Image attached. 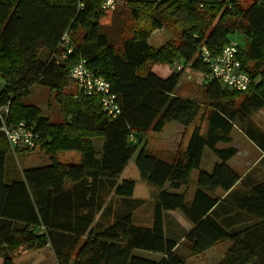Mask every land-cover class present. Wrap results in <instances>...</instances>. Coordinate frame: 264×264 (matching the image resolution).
<instances>
[{"label":"trees","instance_id":"obj_1","mask_svg":"<svg viewBox=\"0 0 264 264\" xmlns=\"http://www.w3.org/2000/svg\"><path fill=\"white\" fill-rule=\"evenodd\" d=\"M118 2L117 13L103 10L102 0H0V107L7 105L8 123L22 122L36 136L35 149H12L0 131L2 264H14L20 251L44 247L53 264H185L174 252L177 243L164 236L167 211H177L191 225L181 242L189 257L227 242L218 264H264V181L237 204L255 224L229 233L210 215L223 193L241 181L227 164L237 153L230 146L232 129L264 152V129L252 120L264 109V0ZM155 31L174 39L152 47ZM63 34L70 53L61 47ZM234 35L247 40L245 49L238 44L251 79L244 92L221 88L199 57L203 47L216 56ZM80 61L110 85L120 109L115 118L103 112L99 97L84 95L71 80L70 70ZM186 65L204 76L198 100L175 93ZM151 66L169 73L159 76ZM34 85L49 90L59 121L24 102ZM70 86L73 93L66 92ZM200 116L205 130L194 125L186 145L180 142L174 152L159 157L144 141L148 132L160 133L170 123L186 130ZM207 149L217 160L209 173L201 170ZM36 150L49 164L25 168L5 182L8 156ZM70 151L79 154L77 164L57 160L58 153ZM136 152L138 180L152 188L150 227L133 224L143 201L133 198L135 180L120 179ZM193 171L195 190L186 203L178 191ZM134 250L164 257L147 260Z\"/></svg>","mask_w":264,"mask_h":264},{"label":"rangeland","instance_id":"obj_2","mask_svg":"<svg viewBox=\"0 0 264 264\" xmlns=\"http://www.w3.org/2000/svg\"><path fill=\"white\" fill-rule=\"evenodd\" d=\"M117 13L121 12L122 7L120 2L117 3L116 8L114 9ZM118 19L117 24L114 25V29H117L118 25L121 24V18ZM171 39H174L173 35L170 33H167L165 31L155 33L152 35L150 39V46L152 47H159L160 45H163L164 43L170 41ZM234 39L237 40L239 46L243 49L246 48L247 40H245L244 37L241 35H234ZM47 51L42 50L39 54V58L44 61L46 57ZM153 71L158 74L159 76H167L169 73L168 68H160L159 66H151ZM204 76L202 73H199L197 71H194L190 69L189 67L184 66V70L182 73V76L180 77V81L178 83V86L176 88L177 94L181 96L190 97L192 99L198 100L201 98L202 95V85ZM75 87L70 86L66 89V92H74ZM49 90L47 88L34 85L30 88L29 94L24 100L26 104L29 105H35L41 110L42 115L48 117L51 121L57 122L61 119L60 109L57 104V102L52 98V96L49 94ZM260 111V110H259ZM252 120L254 124L259 126L261 129H264V113L261 114H253ZM203 118L200 116L198 117L194 124L188 126L185 129L182 130V127L177 125L176 123H170L167 124L162 132L160 133H153L148 132L146 136L144 137V141L147 142L148 148L151 149L153 152H155L159 157L163 155V152H170V148H176L177 142L182 144V147L186 145L188 142V139L190 137L192 128L194 125L202 124V131L205 130V124L203 123ZM175 140L173 139L174 136ZM171 136H173V141L171 139ZM244 140V137L242 138ZM171 140V141H170ZM248 147L250 143L247 144ZM237 150L240 151L238 153L237 158L233 162V169H237L236 172H238L239 175H243L241 178V181L238 183L236 188L228 195V197L222 201V203L218 206V208L215 210L214 213H212V217L219 219V223L221 226L229 233H235L238 231H241L248 227L249 225H253L256 223V220L250 218L246 214L242 213L239 209H237V204L241 198H243L248 190L258 182L264 181V159H261V161L256 164V159L258 157V152L250 151L245 146H242V144L237 141L236 143ZM164 147H166V151L162 150ZM204 159L202 168L206 172H210L211 169V162L214 160V156L209 152V150L204 151ZM137 155V152L132 156L130 161L128 162V165L126 166L124 170V178H130L135 179V191H134V197L140 198L144 200V205L141 208V210L138 211V214L140 217L134 218V223H140L142 225H147V221L143 219V217H146L151 215L152 217V196L151 191L152 188L147 185L144 182H141L138 180V172L134 166V160ZM79 154L74 151L70 152H61L57 154V160L60 163H71V164H77L79 162ZM216 159V158H215ZM212 160V161H211ZM48 158L38 150L25 153V154H11L8 156L6 160V175L7 177L10 176V174H19L21 175V170L28 168V167H39V166H45L48 165ZM256 164V165H255ZM213 167V166H212ZM250 168V169H249ZM246 169H249L248 171ZM197 171H194V173L191 176L192 181L193 177L195 178V175L197 174ZM195 180V179H194ZM195 185V182L194 184ZM190 186V185H189ZM188 186V187H189ZM191 187H189V190L187 192L186 196V202H189L191 199V195L189 198V191ZM192 190V189H191ZM143 204V203H142ZM180 214V213H178ZM180 221L182 224H179L178 228L173 227L172 229L178 234V236L182 233V230L185 229V223L182 222L184 219V222L189 224V222L184 218L183 215H181ZM186 224V225H187ZM221 247H223V244H228L227 242H221ZM24 252V251H22ZM40 251H26L22 255L15 256L13 261H15V264H25L24 262L27 260V258L32 259L33 261H30V264H37V259L39 255H41ZM176 254L185 260V264H211L213 258H207L203 257L202 255L196 256V257H189L186 251V247L182 245L177 251ZM208 254V253H207ZM213 254H215L213 252ZM48 261V257L44 256L43 261ZM42 262V260H41Z\"/></svg>","mask_w":264,"mask_h":264},{"label":"built area","instance_id":"obj_3","mask_svg":"<svg viewBox=\"0 0 264 264\" xmlns=\"http://www.w3.org/2000/svg\"><path fill=\"white\" fill-rule=\"evenodd\" d=\"M117 3L118 0H102L101 8L114 10ZM61 43V47L66 50V53H70L72 48L67 34H63ZM199 57L208 67V77L215 80L221 88L237 92H244L249 88L251 79L242 68L236 40H229L221 52L214 57L203 47L200 49ZM176 69L180 70L181 67L178 66ZM69 75L78 90L84 95L99 97L103 112L112 118L119 115L120 109L116 103V96L110 91V85L102 77L89 70L84 61L78 62L70 70ZM7 113V105L0 107V131L9 146L12 149H35L36 136L32 130L22 122L15 125L8 123L6 121Z\"/></svg>","mask_w":264,"mask_h":264},{"label":"crops","instance_id":"obj_4","mask_svg":"<svg viewBox=\"0 0 264 264\" xmlns=\"http://www.w3.org/2000/svg\"><path fill=\"white\" fill-rule=\"evenodd\" d=\"M159 32H162V31H155L153 34H155V33H159ZM152 37V36H151ZM151 37H150V39H151ZM150 39H149V44H150ZM177 94V93H176ZM177 95H179V94H177ZM179 96H181V95H179ZM182 97H186V96H182ZM187 98H190V97H187ZM257 114H261V113H264V109H261L260 111H257L256 112ZM255 114V113H254ZM259 127V126H258ZM173 136H174V134H173ZM173 136H171V139L173 138ZM175 137H176V135L174 136V140H175ZM244 137V140L242 139ZM173 139H172V141H173ZM231 139H232V142H231V144H230V146H232V147H235L236 149H237V146H236V143H237V141H239L241 144H242V146H245L246 148H248V150H250V151H254L255 150V152H258V157H257V159H256V164H258L260 161H261V159L262 158H264V152H261L255 145H253L244 135H243V133L237 128V127H234L233 129H232V131H231ZM171 141V140H170ZM248 143H250V145H249V147H248ZM96 144L98 145V147L100 146V144H99V142H96ZM177 146H176V148L174 149V148H172V147H175V146H172L171 148H170V152H174V151H176V149H177V147H178V145H179V143L177 142V144H176ZM166 147H164L162 150H165L166 151ZM240 151H238L237 150V153H236V155L234 156V157H232L230 160H228V162H227V164L230 166V167H232L233 166V162H234V160L237 158V156H238V153H239ZM205 153V152H204ZM204 153H203V156H202V161H201V168H202V164H203V159H204ZM212 161V160H211ZM217 160L214 158V160L211 162V169H212V166L214 165V163L216 162ZM255 164V165H256ZM211 169H210V171H211ZM232 169H233V167H232ZM250 169V168H249ZM249 169H246L247 171L249 170ZM23 170V169H22ZM201 170H203V169H201ZM233 170H235V171H237V169H233ZM194 173V171L191 173V176H192V174ZM238 173V172H237ZM245 174V173H244ZM244 174H242V175H240V177L242 178L243 177V175ZM197 175H198V173L195 175V178L193 177V179H192V181L188 184V186L189 187H191V189H190V191H189V198H190V195L191 196H193V192H194V190H195V185H193L194 184V182H196V178H197ZM191 176H190V180H191ZM17 178H19V174H10V176H8L7 177V175H5V182H7V183H9V182H11L13 179H17ZM122 178H124V171H123V173H122V175L120 176V179H122ZM195 179V180H194ZM135 180V179H134ZM196 184V183H195ZM238 185V183L232 188V189H230V191H228L227 193H223V195L221 196V198H220V201L218 202V204H216L215 206H214V208L210 211V215H212V213H214L215 212V210L218 208V206L222 203V201H224L227 197H228V195L236 188V186ZM136 186V185H135ZM185 187V188H182L181 190H179L178 192L179 193H185V200H186V196H187V192H188V190H189V187ZM134 191H135V188H134ZM134 191H133V198H135V199H138V200H142V199H140V198H136V197H134ZM151 193H152V191H151ZM191 199H192V197H191ZM191 199H190V201H191ZM142 201H144V200H142ZM190 201L189 202H186V203H190ZM143 205H144V202H143V204L136 210V211H134V214H133V224H135V225H137V226H143V227H150L151 226V223H152V217H151V215H149L148 214V216H146V217H143V219L144 220H146L147 221V225H142V224H140V223H134V218H138V217H140L139 215H137L138 214V211L139 210H141V208L143 207ZM180 218H181V216H180V214H178V212L177 211H167V212H165L164 214H163V231H164V236L166 237V238H168V239H171V240H173V241H175L176 243H177V245H176V247L174 248V252L176 253V251L182 246V240H183V238H184V236H185V234L191 229V225H190V223L189 224H187L186 222H184V219L182 220V222L183 223H185V229H183L182 230V233L178 236V234H176V232L172 229L173 227H176V228H178V226H179V224H182L181 223V221H180ZM182 219V218H181ZM218 222H220L219 221V219H217V218H215ZM187 224V225H186ZM178 225V226H177ZM227 249H228V244H223V247H221V244L219 243L218 245H216V246H214V247H212V248H210V249H208L207 251H205L203 254H201L203 257H206L207 256V258H212V257H214L213 258V260H212V262H211V264H218L221 260H222V258H223V256H224V254H225V252L227 251ZM37 251H40V253H42L41 255H39V256H37L38 257V259H37V264H53L54 263V258H53V255H52V252H51V250H50V248L49 247H44V248H42V249H39V250H37ZM26 251H24V252H22V251H20L17 255H16V257L18 256V255H22L23 253H25ZM213 252L215 253V254H213ZM133 255L134 256H137V257H140V258H144V259H147V260H152V261H159V260H161L164 256L163 255H161V254H155V253H150V252H147V251H142V250H134L133 252ZM208 253V254H207ZM44 256L46 257H48V261H43V259H44ZM34 260V258H32V259H29V258H27V260L24 262L25 264H30V261H33ZM41 260H42V262H41ZM14 262V264H15V261H13ZM0 264H2V258L0 257Z\"/></svg>","mask_w":264,"mask_h":264}]
</instances>
